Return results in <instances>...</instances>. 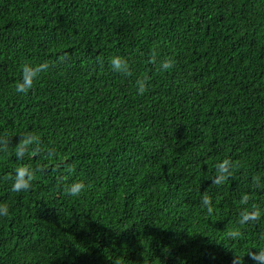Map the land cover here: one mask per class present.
Returning a JSON list of instances; mask_svg holds the SVG:
<instances>
[{
    "label": "trees",
    "instance_id": "trees-1",
    "mask_svg": "<svg viewBox=\"0 0 264 264\" xmlns=\"http://www.w3.org/2000/svg\"><path fill=\"white\" fill-rule=\"evenodd\" d=\"M29 133L39 155L17 158ZM21 165L36 174L17 193ZM0 204V264H232L264 249V0H0ZM245 209L259 220L240 225Z\"/></svg>",
    "mask_w": 264,
    "mask_h": 264
},
{
    "label": "clouds",
    "instance_id": "clouds-1",
    "mask_svg": "<svg viewBox=\"0 0 264 264\" xmlns=\"http://www.w3.org/2000/svg\"><path fill=\"white\" fill-rule=\"evenodd\" d=\"M64 57H61L63 60ZM156 58H153L149 61L150 63H155ZM110 66L113 71L117 73H121L125 76L131 75L130 65L127 60L122 57H113L110 61ZM174 66V61L171 59H165L161 65V70H169ZM50 69V64L48 62H43L36 65L25 64L22 68V79L16 84V92L27 95L34 87L36 81L41 77L43 73L48 72ZM138 93L143 95L146 91V81L138 80ZM7 139V138H5ZM8 140V139H7ZM37 145V148H33L31 151H28L31 145ZM39 138L32 134H27L21 137L20 143L17 145L15 149V155L17 158L23 157L25 153L30 156L39 155ZM55 156L54 152L48 153L49 158H53ZM233 167L232 162L230 160H224L223 162L216 165L217 169V179L212 180L213 184L220 185L223 184L231 175V168ZM16 175L14 177H10L13 180L11 190L13 192H21V191H29L32 186V181L35 179L36 170L21 165L16 170ZM86 189V185L83 182H76L72 185L68 186L66 189V193L69 196L79 197ZM248 197L245 196L242 200V203H247ZM211 198L207 195V193L203 194L202 204L207 206V211L209 214L212 213L213 209L211 207ZM9 208L7 204H0V217H8L9 216ZM260 218V212L258 210L248 211L245 209L240 214L239 224L245 225L247 223H254ZM241 235L240 231H233L229 233L231 238H237ZM245 257L250 258L255 261L256 264H264V249H260L259 251H251L249 250L244 256L233 255L232 264H245Z\"/></svg>",
    "mask_w": 264,
    "mask_h": 264
}]
</instances>
